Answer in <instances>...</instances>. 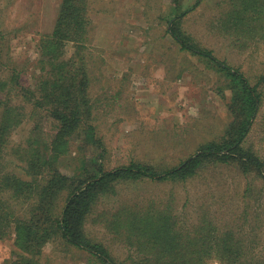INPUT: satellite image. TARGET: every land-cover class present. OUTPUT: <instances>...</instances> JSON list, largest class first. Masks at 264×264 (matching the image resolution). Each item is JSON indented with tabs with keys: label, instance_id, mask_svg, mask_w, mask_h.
Wrapping results in <instances>:
<instances>
[{
	"label": "trees",
	"instance_id": "trees-1",
	"mask_svg": "<svg viewBox=\"0 0 264 264\" xmlns=\"http://www.w3.org/2000/svg\"><path fill=\"white\" fill-rule=\"evenodd\" d=\"M199 3L195 0L181 10L179 4L174 5L172 15L165 16L166 31L181 50L206 63L218 76L223 74L230 120L218 135L200 140L194 152L179 156L176 163L131 160L107 169L100 160L105 148L95 124L99 98L90 91L86 51L91 53L89 30L93 22L87 0H60L53 29L37 42L39 71L34 85H24L16 69L0 78V91L6 93L0 99V238L7 230L15 234L14 243L23 258L16 264H40L41 246L58 237L87 250L101 264H208L210 260L264 264V254H256L253 240L242 232L244 222H220L207 207L196 218H189L182 212L185 204L176 206L174 192L163 197L125 199L94 214L97 206L122 186L145 179L147 183L177 184L210 168L229 167L246 178L245 199L255 193L254 181L264 182V157L246 143L263 103L264 73L253 82L239 66L196 42L183 22ZM228 3L229 8L219 16L218 31L233 36L238 45L249 39L264 40V0ZM70 44L73 51L67 54ZM221 89L217 88L219 93ZM12 95L25 102L30 113L25 106L14 104ZM24 117L40 118L34 122L33 136L26 144L13 146L11 134ZM44 123H50L51 131L42 128ZM45 131H50L47 137ZM76 140L82 141L80 157L67 174L59 166L60 157ZM86 142L104 149L90 158ZM8 154L22 161L20 173L6 163ZM248 209L243 207L242 218L253 212ZM92 216L128 247L125 259L118 261L103 241L90 235L86 225Z\"/></svg>",
	"mask_w": 264,
	"mask_h": 264
},
{
	"label": "rangeland",
	"instance_id": "rangeland-1",
	"mask_svg": "<svg viewBox=\"0 0 264 264\" xmlns=\"http://www.w3.org/2000/svg\"><path fill=\"white\" fill-rule=\"evenodd\" d=\"M87 1L93 22L89 30L91 53L86 51L92 78L90 91L99 98L95 103V124L105 148L100 160L107 169L129 164L131 160L176 163L179 156L194 152L197 142L216 136L225 128L230 120L225 106V77L181 50L166 31L165 16L172 15L174 5L179 4L181 10L195 0ZM59 3L60 0H0V78L16 69L24 85H34L39 71L37 42L53 29ZM228 8V0H200L187 13L183 26L196 42L239 66L255 82L264 73V40L249 39L238 45L233 36H223L218 31V19ZM71 51L70 44L67 54ZM219 87L223 92L219 93ZM5 94L0 91V99ZM12 102L25 106L30 113V107L13 95ZM35 118L24 117L11 134V145L26 144L40 117ZM43 125V129L50 130V123ZM50 131H45L46 137ZM80 141L73 142L70 151L60 157L59 166L67 174L80 157ZM246 143L264 157V94ZM86 147L90 158L104 149L87 142ZM6 163L21 172L23 163L17 155L8 154ZM246 182L245 177L229 167L210 168L197 178L177 184L147 183L145 179L122 186L113 197L104 199L106 202L100 203L94 214L113 204L120 205L125 199L163 197L174 192L176 206L185 204L182 212L189 218H196L207 207L220 222H244L243 234L253 240L252 249L261 255L264 182L254 181L255 193L245 199L242 193ZM243 207L253 212L242 218ZM86 227L118 261L126 258L128 247L109 233L98 217H90ZM5 234L0 238V264L20 263L22 252L14 243L15 234L8 230ZM41 250L40 264H101L87 250L61 237L44 243ZM208 264L222 263L210 260Z\"/></svg>",
	"mask_w": 264,
	"mask_h": 264
}]
</instances>
